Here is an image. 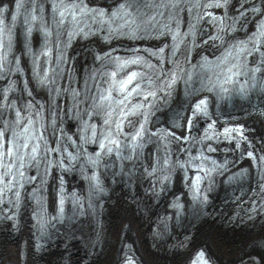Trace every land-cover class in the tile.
Returning <instances> with one entry per match:
<instances>
[{
  "label": "bare ground",
  "instance_id": "6f19581e",
  "mask_svg": "<svg viewBox=\"0 0 264 264\" xmlns=\"http://www.w3.org/2000/svg\"><path fill=\"white\" fill-rule=\"evenodd\" d=\"M96 1L111 5L118 0ZM130 2L140 9H149L145 0H130ZM15 3L18 4L17 9L14 8ZM25 3L26 0H0V13L3 12L0 26L14 27L13 34H9L5 39L1 38L0 27V46L8 45L12 48L13 53L10 58L13 70L15 73L20 71L22 76L19 78L26 80L24 90L41 97L50 112L55 110L57 117L62 116L57 122H50V117L47 118L46 126L49 132L61 125L69 131L78 129L81 126L80 118L75 111L71 114L68 109L76 104L75 95H72L74 88L79 90L85 88L80 97L83 102L84 97L90 94L88 87L93 80L91 76L88 77V73L93 65L98 66L94 53L116 42L131 41L128 36L122 35L115 37L111 42H101L100 34H81L68 43L65 49L68 63L71 64L74 73L69 78L66 75L55 74L46 82V79L36 73L35 63L31 60L32 54L38 52L46 43L53 44L52 38L65 39L66 36L61 34V28L56 27L55 24L52 26V32H49L51 26L48 23L42 22L39 26L34 23L31 15L27 16L28 21L25 23L26 15L23 11ZM3 4L12 7L8 11L2 10ZM240 6L241 8L237 9ZM251 7L263 9L264 0L227 1V16L236 15L229 24L232 34L239 36L241 35L239 33L245 31L246 34L249 31L252 13L259 15L255 10L245 12ZM186 13V10L182 12L185 16ZM46 15L49 16L48 10ZM240 17L242 23L237 24ZM167 37L168 34L165 32L162 36L151 37L146 43L153 46L164 42ZM224 40L225 38H221L220 42ZM215 43V40L203 43L201 47L194 48L191 54L196 56L203 50L214 47ZM260 49L264 51V47L260 46ZM189 52L190 50L184 47L179 51V53ZM2 54L3 51L0 50V57ZM4 56L6 59V55ZM251 58L253 62L255 54ZM256 67H262L264 70V60L258 62ZM209 76L210 73L203 70L193 75L189 83L186 81L183 84V81H179L171 94L165 95L168 96V101L158 110L152 121H161L174 127L178 124L182 126L186 119L184 113L188 114L190 104L199 98L201 94L199 87L205 86ZM211 82L213 88L208 91L210 96H213L220 81L215 79ZM263 101L262 92L255 87L247 86L244 88V94L235 95L231 102L219 108L218 112L248 125L250 141L258 146L264 155V138L261 137L264 131ZM215 103L216 101L213 100L209 110ZM76 108L81 111L82 104H77ZM200 125L201 123L198 127ZM151 153L152 147L149 145L145 150L131 157L107 159L101 174V191L91 188L88 183L86 184L85 179L80 180L79 176H82V173H79V168L72 170L66 175V181L68 190L77 194V200L73 202L75 206H69L71 203L69 202L64 216L60 219L55 218L52 221H55L54 223H47V227L43 228L45 232H41L40 223L33 218L34 210L41 205L40 200H32L28 196L22 197L16 219H4L0 222V264H67L65 259H69L68 264H116L117 256L120 254L119 245L126 241H131L135 245L147 264H185L194 251L202 247L205 242L206 238L197 241L194 240L195 236L205 230V228L201 230L205 225H216V223L226 224L230 228L242 223V227L245 228V231L239 235L241 239L227 237L225 243L220 241L221 248L231 252L237 251L244 241L248 244L244 246L241 255L234 259L231 257L230 260H223L216 255L215 246L212 244L214 247L212 246L210 250L216 255V260L229 264L240 257L243 258L244 255H251L258 257L260 264H264V186L261 187L259 180L256 179L257 174L254 178L255 171L249 167L248 159L240 156L239 160V152H232L229 158L236 159L231 160L228 166L232 167V170L245 169L239 177L241 184L230 183L224 180V175L219 176L221 178H216L211 186L209 199L204 202L197 201L195 204L187 198L180 172L172 171L171 181L161 184V180L157 179L161 171L155 173ZM85 168L86 166L82 170ZM53 176L55 175L51 176L50 181L43 188L45 190H43V203L49 210L55 207ZM117 188L119 191L117 194H126L131 190L133 196L122 198L124 203L114 207L115 211L112 214L110 206L114 202L110 203V201L114 198ZM253 202H255L254 208H257L252 211L250 207ZM149 211L152 212L147 214ZM251 217L254 220H250ZM254 221L259 223L255 225ZM138 231L151 240L144 244L138 242V237L134 234V232L139 234ZM118 232L122 234L119 240ZM208 233L214 239L218 238L217 229L212 228ZM150 246L155 248L159 255L156 258L162 261L153 260L155 255L148 258L151 256Z\"/></svg>",
  "mask_w": 264,
  "mask_h": 264
},
{
  "label": "rangeland",
  "instance_id": "374dc122",
  "mask_svg": "<svg viewBox=\"0 0 264 264\" xmlns=\"http://www.w3.org/2000/svg\"><path fill=\"white\" fill-rule=\"evenodd\" d=\"M103 40V38L102 37H100V41L101 42H105L104 40ZM94 56H95V53H94ZM95 59H96V56H95ZM185 86V85H184ZM204 89H206V86H204L203 88H201V87H199V91H202V90H204ZM264 102V101H263ZM187 107V106H186ZM258 112H260V111H258ZM184 114H186V112L184 113ZM262 114V113H261ZM74 130V129H73ZM73 130H71V131H73ZM264 136V131H263V133H262V135H261V137L262 138H264L263 137ZM262 138H259V139H262ZM263 140V139H262ZM153 161V160H152ZM119 191H118V188L115 190V194H114V198H112V200L110 201V203L111 202H114L111 206H110V209L113 211L112 212V214L114 213V207H117L118 206V204L119 205H121L122 203H124V201H123V199L126 197V196H133V194H131V193H133L131 190L129 191V192H127L126 194H117ZM123 193H125V192H123ZM135 196V195H134ZM123 198V199H122ZM176 198V197H175ZM114 200H116V201H114ZM152 211H149L147 214H150ZM146 214V215H147ZM111 216V215H110ZM222 220H224V219H222ZM250 220H254L252 217H251V219ZM255 222V225H257V223H259V222H256V221H254ZM221 225V226H220ZM225 225V226H224ZM243 225H242V223L241 224H237V225H234L233 227L234 228H230V227H227L226 226V224H221V223H216V225H213V224H208V225H205L201 230H204V228H205V230L202 232V233H199L198 235H196L195 236V238H194V240H196L197 239V241L198 240H200L201 238H206V239H204V244L203 245H205V247H207V249H209V251H210V253L214 256V257H216V255H218V256H220L223 260H230V258L232 257V259H234V258H236L237 256H239V255H241L242 253H243V250H244V246H246V245H248L247 244V242L246 241H244V242H242V244H241V247L237 250V251H231V252H228V250H225V249H223V248H221V246H220V243H222V242H224L225 243V238H230V237H233V238H239V239H241L242 237H240L239 235L243 232V231H245V228H243L242 227ZM221 227V228H220ZM212 228H214V229H217V231H218V238H213L212 236H210L209 235V233H208V231L209 230H211ZM220 228V229H219ZM138 233L139 234H137V233H135L134 232V234H136V237H138V242H141V243H146V242H149L150 240H151V238L150 237H147V235H141V231H138ZM206 233V234H205ZM235 233V234H234ZM127 234V233H126ZM122 234H120V232H118L117 233V237H119V238H117L118 240L121 238L120 236H121ZM252 235V234H251ZM111 236V235H110ZM110 236H109V238H110ZM236 236V237H235ZM117 240V241H118ZM145 241V242H144ZM221 241V242H220ZM111 242H112V239H111ZM220 242V243H219ZM215 246V251L217 252V254L216 255H214L211 251L212 250H210V248H212V246L213 245ZM237 245H239V243L237 244ZM236 245V246H237ZM213 246V247H214ZM230 249V248H229ZM240 250V251H239ZM150 251H152V252H150ZM154 251V252H153ZM138 252L140 253V256H141V258H142V260L144 261V257L142 256V254H141V252L138 250ZM223 252V253H222ZM149 253H150V255L151 256H149L148 258H151V257H153L154 255H155V257H154V259L153 260H156V261H162L161 259H157L156 257H158L159 255H157V253H156V251H155V248H153L152 246H150V250H149ZM264 254V253H263ZM217 256V257H218ZM246 255H244L243 257H245ZM160 257H162V256H160ZM241 258V257H240ZM162 259H164V258H162ZM34 260V259H33ZM68 260L69 259H65V261H66V263L68 264V263H70V261L68 262ZM35 261V260H34ZM146 263V262H145ZM159 264H161V263H159Z\"/></svg>",
  "mask_w": 264,
  "mask_h": 264
},
{
  "label": "snow or ice",
  "instance_id": "6c2138e0",
  "mask_svg": "<svg viewBox=\"0 0 264 264\" xmlns=\"http://www.w3.org/2000/svg\"><path fill=\"white\" fill-rule=\"evenodd\" d=\"M122 90H124L123 87H122Z\"/></svg>",
  "mask_w": 264,
  "mask_h": 264
}]
</instances>
